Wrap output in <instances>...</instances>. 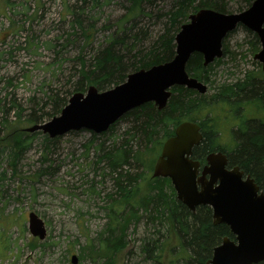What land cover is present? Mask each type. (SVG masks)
<instances>
[{"label": "rangeland", "instance_id": "rangeland-1", "mask_svg": "<svg viewBox=\"0 0 264 264\" xmlns=\"http://www.w3.org/2000/svg\"><path fill=\"white\" fill-rule=\"evenodd\" d=\"M222 1L228 8L225 13L238 12V6L245 5L243 0ZM176 2L142 0L140 9L130 14V0H0V138L9 131L25 143L15 157L7 147L0 153V264H71L72 254L77 264H102L105 256L101 257L98 248L111 226L126 240L115 264H149L140 254L141 240L158 230V235L164 234L162 227L150 223L146 211L138 207L135 217L119 221L140 195L116 205L119 196L114 195L105 160H98L101 151H112L121 144L130 147L133 155L148 150L144 143L139 146L134 119L124 116L103 134L80 130L52 139L41 130L25 131L33 125L26 120L48 111L52 94H67L68 99L78 79L77 58L83 57L90 68L93 55L111 38L128 36V41L139 33L137 38L143 39L134 47L150 50L153 41L165 33L168 13ZM223 48L222 58L211 70L214 84L234 82L247 71L260 76L261 65L253 57L260 44L254 33L240 25L225 37ZM206 86L209 95L212 89ZM245 113L264 116L253 104ZM143 163L131 159L124 166L139 178L140 194L145 192L140 176L147 177L151 171L148 162ZM113 197L116 200L111 202ZM29 212L45 224L42 241L28 230Z\"/></svg>", "mask_w": 264, "mask_h": 264}, {"label": "trees", "instance_id": "trees-1", "mask_svg": "<svg viewBox=\"0 0 264 264\" xmlns=\"http://www.w3.org/2000/svg\"><path fill=\"white\" fill-rule=\"evenodd\" d=\"M130 1L129 13L133 14L135 9L136 12L140 9L138 6L142 0ZM243 1L245 5H239L238 11L247 7L252 0ZM199 8H212L219 12H226L228 9L222 0H177L175 9L168 13L170 18L165 33L153 41L150 50L144 51L146 54L142 49L134 47V43H140L143 38L139 40V33H133L128 41V36L111 38L108 45L98 50L91 58L92 69L87 67L83 57L77 58L80 65L78 79L71 85L68 94L83 91L91 84L104 90L123 82L129 71L169 61L174 56V29L178 24L184 23L191 12ZM76 22L81 26L78 19ZM89 38L91 36L87 35V39ZM223 50L225 51V48ZM137 54H141L139 59H136ZM218 62L219 59L203 66L201 55L194 53L186 64V71L191 77L208 84L209 89H212L209 95L207 92L199 94L195 90L176 86L171 89L172 95L162 110H157L152 103H146L125 115L126 118L134 119V133L140 135L139 146L144 143L148 150H138L133 155L130 147L121 144L112 151H101L102 154L98 157L99 161L105 160L109 177L114 183V195L119 196L117 200L116 196L111 198V202L116 200V205L122 206L140 195L133 204L131 202L132 208L119 216V221L128 222L130 217H135L134 208L138 207L146 211L150 223H156L155 227H162L164 234L158 235V230L156 234L141 240L140 254L145 255L149 264H205L211 257L212 248L222 237L231 236L225 224L212 223L211 209L208 206H199L195 212H191L179 202L169 179L152 177L151 171L147 177L140 176L145 184V192L140 194L137 184L139 178H136V174L131 175L129 168L124 167L129 165V160L132 159L140 163L147 161V169H152L154 157L158 155L164 140L173 135L174 128L181 122H197L200 127L202 140L193 149L194 159L203 162L207 153L221 151L227 155L229 166H238L264 189V116L257 117L245 113V108L250 104L264 112V73L260 70V76H255L247 71L234 82L214 84L211 70ZM66 96L52 94L51 108L42 115L27 118L26 121L33 124L42 123L57 115L67 102ZM114 126L115 124L109 130L112 131ZM9 133L7 131L6 136L0 138V143L4 144L0 146V153L7 147L11 157H15L25 143L18 135L12 137L13 134ZM116 219L114 216V220ZM116 232V228L111 226L107 235H103L102 245L98 248L101 257L105 256L102 264H115L117 253L126 244L125 236ZM164 238L167 239L165 245ZM171 240L176 245L172 249L170 245L173 243H169ZM94 252L97 253V250Z\"/></svg>", "mask_w": 264, "mask_h": 264}, {"label": "water", "instance_id": "water-1", "mask_svg": "<svg viewBox=\"0 0 264 264\" xmlns=\"http://www.w3.org/2000/svg\"><path fill=\"white\" fill-rule=\"evenodd\" d=\"M188 19L174 36L175 55L170 61L130 73L123 83L109 90L99 92L95 86H89L86 93L76 92L58 115L26 130H41L49 138L81 129L99 134L145 103L152 102L162 110L172 86H184L204 94L206 85L188 75L186 63L195 52L202 55L204 66L221 57L223 38L239 24L257 35L261 49L254 58L264 69V0H254L237 13L202 8ZM201 139L197 123L178 124L173 135L164 141L152 176L168 178L176 199L190 211L199 205L210 206L213 224L227 225L234 235V240L224 237L213 248L206 264L264 261V191L259 192L254 179L244 176L238 167L227 169V156L219 151L206 156V164L198 175L199 162L189 156ZM28 229L39 240L46 236L44 223L34 212L28 214ZM70 262L77 263L76 255H71Z\"/></svg>", "mask_w": 264, "mask_h": 264}, {"label": "flooded vegetation", "instance_id": "flooded-vegetation-1", "mask_svg": "<svg viewBox=\"0 0 264 264\" xmlns=\"http://www.w3.org/2000/svg\"><path fill=\"white\" fill-rule=\"evenodd\" d=\"M228 228V227H227ZM229 230V229H228ZM232 239H234V237L232 236V234H231V236H230ZM214 248V247H213ZM213 248H212V250H213Z\"/></svg>", "mask_w": 264, "mask_h": 264}, {"label": "bare ground", "instance_id": "bare-ground-1", "mask_svg": "<svg viewBox=\"0 0 264 264\" xmlns=\"http://www.w3.org/2000/svg\"><path fill=\"white\" fill-rule=\"evenodd\" d=\"M206 91H207V86H206ZM206 93V92H205Z\"/></svg>", "mask_w": 264, "mask_h": 264}]
</instances>
